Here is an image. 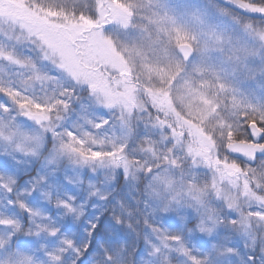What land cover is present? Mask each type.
I'll list each match as a JSON object with an SVG mask.
<instances>
[{
    "label": "rangeland",
    "instance_id": "rangeland-1",
    "mask_svg": "<svg viewBox=\"0 0 264 264\" xmlns=\"http://www.w3.org/2000/svg\"><path fill=\"white\" fill-rule=\"evenodd\" d=\"M77 2L112 15L80 53ZM261 17L216 0H0V264H77L118 178L138 173L146 226L135 264H264L258 175L211 166L202 151L216 149L208 134L222 148L247 141L235 133L241 112L264 118Z\"/></svg>",
    "mask_w": 264,
    "mask_h": 264
},
{
    "label": "trees",
    "instance_id": "trees-1",
    "mask_svg": "<svg viewBox=\"0 0 264 264\" xmlns=\"http://www.w3.org/2000/svg\"><path fill=\"white\" fill-rule=\"evenodd\" d=\"M239 1L252 6L264 7V0ZM44 6L45 13L55 14L57 9L51 7L50 3ZM81 64L86 66V64ZM94 66L97 67V65ZM116 78L125 87L136 88L138 85L134 76L124 74L118 75ZM149 111L152 112L153 109L149 107ZM152 115L154 116V114ZM239 115L240 118H245V122L242 125H234L237 137H247L244 130L248 122H255L264 131L263 117L248 112H241ZM155 116L159 121L162 120L164 123H168L169 126L172 124L170 122L176 123L170 116H165L164 118L161 115ZM177 124L180 125V123ZM177 127L174 126L173 129H177ZM179 129L177 131L183 132V127ZM208 137L209 142L216 149L215 151L207 149L202 151H204L203 155L209 159L211 166L216 165L222 159L226 160V162H234L237 165L245 166L250 171H254L252 172L253 174L258 175V180L264 186V159L258 160L254 166H246L244 163L225 155L224 148H222L221 142L218 141V138L222 139V135L221 137L217 136V139L214 133L208 134ZM129 163L133 166L136 165V162ZM144 181L145 177L139 173L133 174L132 178H125L124 176L118 178L114 189L109 194L105 210L95 227L89 247L77 264H116L114 258L118 256L122 259L120 264H135L137 252L142 244L143 230L146 226L143 215L145 206Z\"/></svg>",
    "mask_w": 264,
    "mask_h": 264
},
{
    "label": "water",
    "instance_id": "water-1",
    "mask_svg": "<svg viewBox=\"0 0 264 264\" xmlns=\"http://www.w3.org/2000/svg\"><path fill=\"white\" fill-rule=\"evenodd\" d=\"M221 3L228 5L234 10L244 12L239 6L229 2L221 1ZM177 54L181 57L183 62H188L193 56L192 48L187 44H180L176 48ZM28 121L40 124L44 121L43 116L39 114L28 113L26 115ZM247 132L251 140L250 143L233 142L225 146V153L231 158L241 160L249 165L255 162L256 158L264 157V146L259 145L263 138L262 131L254 124L250 123L247 126Z\"/></svg>",
    "mask_w": 264,
    "mask_h": 264
},
{
    "label": "flooded vegetation",
    "instance_id": "flooded-vegetation-1",
    "mask_svg": "<svg viewBox=\"0 0 264 264\" xmlns=\"http://www.w3.org/2000/svg\"><path fill=\"white\" fill-rule=\"evenodd\" d=\"M73 11L76 22L84 23L85 27H87L82 29L80 34L73 42L76 52L80 53L84 52L88 48V42L93 36V30L99 31L112 23L110 18L112 15L111 9L108 8V13L101 17L100 10H98L97 5L92 6V4H88L86 6H81L78 4V2ZM98 17H101L102 20L99 23H95V20H97Z\"/></svg>",
    "mask_w": 264,
    "mask_h": 264
}]
</instances>
